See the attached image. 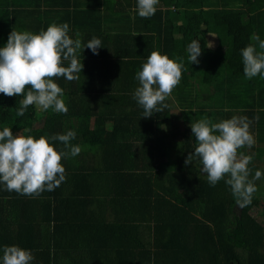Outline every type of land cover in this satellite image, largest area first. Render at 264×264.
Returning a JSON list of instances; mask_svg holds the SVG:
<instances>
[{"label":"trees","instance_id":"obj_1","mask_svg":"<svg viewBox=\"0 0 264 264\" xmlns=\"http://www.w3.org/2000/svg\"><path fill=\"white\" fill-rule=\"evenodd\" d=\"M107 1L0 0V48L12 31L39 34L63 23L70 38L102 42L98 54L82 50L79 80L52 78L67 114L40 115L29 105L17 116L31 87L0 93V131L27 129L37 139L73 130L70 144L82 148L61 158L66 179L53 191L28 196L0 183V264L12 245L32 252L30 264H264V224L251 212L264 188L254 180L252 203L241 209L225 183L230 174L210 186L199 158L184 163L198 144L192 124L247 117L254 144L237 157L251 155V173H264V78L245 77L241 54L250 44L261 51L264 0L253 10L252 0H158L150 18L138 15V0H114L117 8ZM114 12L125 25H105ZM193 39L199 63L188 60ZM152 51L183 58L182 75L167 108L145 118L133 93Z\"/></svg>","mask_w":264,"mask_h":264},{"label":"clouds","instance_id":"obj_2","mask_svg":"<svg viewBox=\"0 0 264 264\" xmlns=\"http://www.w3.org/2000/svg\"><path fill=\"white\" fill-rule=\"evenodd\" d=\"M157 4L158 0H138V15L150 18L155 14ZM68 32L67 23L52 24L39 34L12 31L6 45L0 48V93L8 97L18 96L24 94L26 86L31 87L17 109V116H23L29 105L67 114L63 91L52 78L79 80L83 67L82 50L87 47L93 54H98L97 50L102 47L101 40L95 36L84 44L79 38L80 33L77 32V38L73 39ZM255 39L259 41L261 51L251 44L241 50L243 72L248 79L258 74L264 78V41L259 36ZM207 47H212V43ZM187 52L190 63H199L198 57L202 52L199 40L193 39L187 46ZM182 65L183 58L177 62L158 51L150 53L135 76L139 86L133 93V99L142 106V116L147 118L167 108L164 101L180 83ZM250 123L247 117L236 116L219 123H211L207 118L197 121L191 125V130L198 144L194 153L184 161L187 165L193 156L199 158L201 172L207 175L210 186H215L230 174L225 183L231 187L236 205L241 209L252 203L253 194L257 191L254 180H259L262 175L257 170L250 180L248 165L253 157L241 155L237 158L238 149L254 144L249 133ZM75 137V131L69 130L66 134L34 139L30 135H13L9 127H4L0 131V183L8 191L28 196L55 190L66 179L61 158L75 157L82 150L80 145L70 144ZM50 140L62 142L64 150H56ZM33 259L30 250L16 245L3 248L2 264H30Z\"/></svg>","mask_w":264,"mask_h":264},{"label":"rangeland","instance_id":"obj_3","mask_svg":"<svg viewBox=\"0 0 264 264\" xmlns=\"http://www.w3.org/2000/svg\"><path fill=\"white\" fill-rule=\"evenodd\" d=\"M257 2H258V0H252V2L250 4H248V9H250V10L255 9L254 6H256ZM211 43L213 44V41H211ZM35 106H36L39 114L43 115L42 114V109L38 105H35ZM14 134L15 135H24L26 137V135L28 134V131H22V130L17 129V130L14 131ZM237 158L239 159L240 157H237ZM196 166H197V170L200 172L202 164L199 163ZM260 172L262 173L261 178L259 180H256V181L259 183V187L264 188V173H263L262 170H260ZM251 175H252V178H253L254 174L251 173ZM251 212H252L253 215L256 216L257 220L261 224H264V201L263 200L258 206L254 207Z\"/></svg>","mask_w":264,"mask_h":264},{"label":"crops","instance_id":"obj_4","mask_svg":"<svg viewBox=\"0 0 264 264\" xmlns=\"http://www.w3.org/2000/svg\"><path fill=\"white\" fill-rule=\"evenodd\" d=\"M107 2L109 3V0ZM112 2H113V4H112ZM110 3H111V6H116V4H118V2H116L114 0H110ZM121 6H122V3L119 4V5H117L115 8L121 7ZM114 14L115 15H113V17H112L113 19L112 20L111 19H108L107 21H105L106 22L105 25H109V26H112V27L113 26L120 27V25H125L126 24V20H124L125 18L122 15V13H116V12H114ZM123 31H121V32H123ZM209 40H210V42L213 41V44H214L215 40H214V37L213 36H210V39ZM118 84L120 85V82H118Z\"/></svg>","mask_w":264,"mask_h":264}]
</instances>
